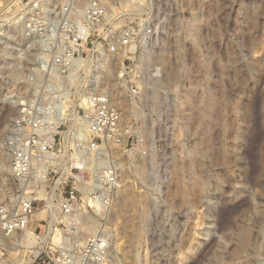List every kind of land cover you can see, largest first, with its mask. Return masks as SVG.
I'll use <instances>...</instances> for the list:
<instances>
[{
    "label": "rangeland",
    "instance_id": "obj_1",
    "mask_svg": "<svg viewBox=\"0 0 264 264\" xmlns=\"http://www.w3.org/2000/svg\"><path fill=\"white\" fill-rule=\"evenodd\" d=\"M28 1L0 16V157L7 166L0 201L10 186L5 135L16 98L29 96L23 72L38 51L19 25ZM115 2L114 28L105 41H92L100 43L121 107L120 144L127 146L113 156L124 187L102 224L87 220L97 224L94 233L44 220L39 238L23 235L14 247L0 239V264H59V247L78 255L102 232L106 254L91 264H264V0ZM148 23L154 40L137 45L139 61L125 64L139 91L131 97L118 77L127 50L109 53L104 42L122 27ZM36 216L47 220L45 211ZM49 228L59 231L58 241L46 238Z\"/></svg>",
    "mask_w": 264,
    "mask_h": 264
},
{
    "label": "built area",
    "instance_id": "obj_2",
    "mask_svg": "<svg viewBox=\"0 0 264 264\" xmlns=\"http://www.w3.org/2000/svg\"><path fill=\"white\" fill-rule=\"evenodd\" d=\"M46 1L29 0L20 14L22 36L38 51L23 72L31 85L29 96L16 98L18 111L4 139L10 186L0 201V239L8 247L23 241L25 232L36 235L44 220L52 226L62 219L79 224L89 216L102 224L124 187L121 164L113 156L115 148L127 146L120 144L121 107L103 72L100 43L92 41H105L114 28L111 4L117 2ZM155 36L148 23L122 27L116 38L104 42L109 53L127 50L118 77L131 97L139 91L126 80L125 64L137 63V45ZM88 46L96 50L87 60ZM42 210L47 220L36 216ZM107 239L106 232L88 237L78 255L59 247V264L101 261ZM49 252L38 253L35 260Z\"/></svg>",
    "mask_w": 264,
    "mask_h": 264
},
{
    "label": "bare ground",
    "instance_id": "obj_3",
    "mask_svg": "<svg viewBox=\"0 0 264 264\" xmlns=\"http://www.w3.org/2000/svg\"><path fill=\"white\" fill-rule=\"evenodd\" d=\"M19 2V0H9L8 2H6V3H4V2H2L1 0H0V16L1 15H3L5 12H7L8 10H9V8L10 7H12V6H14V5H16L17 3ZM5 53V52H4ZM151 77V76H150ZM153 79V78H152ZM154 82H155V84L157 83V84H159L160 83V79H159V76H157V75H155V78H154ZM153 96V95H152ZM155 96V95H154ZM3 115L2 116H0V122L3 120ZM7 169V166H6V164H5V160H4V158L3 157H0V170L1 171H3V170H6ZM8 170H9V168H8ZM4 172V171H3ZM43 211V210H42ZM90 220V222H95V220H93L92 218H89V217H86V219L84 220V221H82L81 222V224H82V226H83V230L84 231H90L91 233L93 232L94 233V231L97 229V224H95V223H89L87 220ZM49 224L50 225H52V222L51 221H49ZM47 229V228H46ZM52 231H53V229L51 230L50 228L48 229V233L46 234V238H47V236L48 237H50V239L52 240V241H55L56 242V240L58 241V233H59V231L58 230H56V228H54V235H51V233H52ZM27 234H29V235H31L33 238H35L36 237V235H34V234H32V233H30V232H25L24 233V235H27ZM53 234V233H52ZM50 235V236H49ZM44 237V236H43ZM58 238V239H57ZM49 239V238H48ZM42 240V239H41ZM47 241V240H46ZM54 242V243H55ZM30 243H32V241L30 242ZM77 245H78V243H77ZM44 247V246H43Z\"/></svg>",
    "mask_w": 264,
    "mask_h": 264
}]
</instances>
